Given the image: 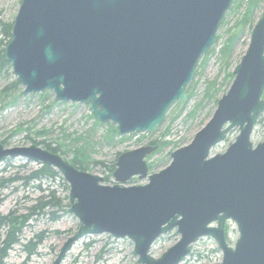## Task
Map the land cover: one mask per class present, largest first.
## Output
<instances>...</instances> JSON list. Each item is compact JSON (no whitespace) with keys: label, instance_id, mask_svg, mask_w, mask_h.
<instances>
[{"label":"water","instance_id":"1","mask_svg":"<svg viewBox=\"0 0 264 264\" xmlns=\"http://www.w3.org/2000/svg\"><path fill=\"white\" fill-rule=\"evenodd\" d=\"M232 2L22 0L5 60L24 93L49 90L56 101L89 106L98 122L116 124L123 136L153 133L174 104L187 100L198 62L218 43ZM252 29L212 118L189 145L171 152L160 172L149 173L153 145L120 154L112 175L119 183L110 185L38 145L0 143V162L20 156L51 166L69 185V212L80 227L53 264H62L85 235L102 233L131 239L138 264H179L207 236L223 253L214 264H264V141L250 140L264 113V13ZM236 127L235 142L212 156ZM132 177L148 183L120 184ZM229 220L239 230L234 247L226 241ZM173 228L180 239L161 257L151 256L152 244Z\"/></svg>","mask_w":264,"mask_h":264},{"label":"rangeland","instance_id":"2","mask_svg":"<svg viewBox=\"0 0 264 264\" xmlns=\"http://www.w3.org/2000/svg\"><path fill=\"white\" fill-rule=\"evenodd\" d=\"M21 1L0 0V57L4 54V59L11 37L1 32V23L5 26L13 23ZM252 4L251 7L248 0L232 2L220 26L218 43L198 62L195 78L187 87V100L174 104L163 124L153 133L123 136L119 134L116 124L97 122L89 106L56 101L54 93L49 90L24 93V85L18 82L11 64H2L0 59V143L7 148L30 145L44 148L45 144L39 142L49 143L53 147L60 145L62 150L58 155L68 162L77 149H86L91 158L86 171L102 178L109 174V181L105 183L110 185L119 183L114 180L108 167L115 164L120 154L153 145L158 149L148 155L147 164L154 166L149 173L160 172L171 163V152L189 145L198 131L210 121L218 101L230 89L234 79L231 74L250 43L251 26L264 13V0H255ZM228 40L234 42L231 55L222 59L221 49ZM262 96L264 99V92ZM258 118L250 137L254 146L264 141V113ZM238 134L237 128L232 129L222 142L211 149V155L225 152ZM151 141L155 144H151ZM162 143L166 145L161 147ZM38 167V162L20 156L0 162V218L12 215L15 221L14 227L8 221L5 224L0 222V248L6 245L9 233L15 232L18 241L8 249L2 264H53L63 243L80 227L79 219L69 212V188L66 189L62 181L55 180L52 184L28 179ZM40 183L42 190L37 188ZM146 183L148 178L132 177L120 184L138 186ZM52 196L54 202L59 199L61 205L45 203ZM225 230L226 241L229 246H234L239 237L236 223L227 221ZM179 239L180 234L173 228L152 244L150 254L161 257ZM134 247L128 238H115L109 233L87 234L74 243L62 264H138ZM222 259L223 253L217 242L207 236L198 239L191 246L186 259L179 264H213Z\"/></svg>","mask_w":264,"mask_h":264},{"label":"trees","instance_id":"3","mask_svg":"<svg viewBox=\"0 0 264 264\" xmlns=\"http://www.w3.org/2000/svg\"><path fill=\"white\" fill-rule=\"evenodd\" d=\"M248 1H249L250 6L252 7L253 6L252 2H255V0H248ZM12 24L13 23L8 24V25L5 26V25H3V23H1V27H2L1 32L4 35H7L8 38H10L11 37V34H12V29H11L12 28ZM252 28H253V26H251V29ZM233 45H234V42L233 41H230V40L227 41V43L225 44V46L221 49L222 59L224 58V56L226 57L228 55H231V51H232ZM208 53H206V55ZM0 59H1L2 64H7L9 66V63L4 59V54L1 55ZM231 75L234 76L233 74H231ZM97 122H95V123H97ZM111 128H113V126H111ZM150 143L151 144H155L154 141H151ZM38 144H45L44 149L50 150L51 152L56 153V154H59V152L62 150L60 145L59 146H56V147H53L49 143L47 144L45 142H39ZM165 145H166L165 143H162L161 147H163ZM75 152L76 153L73 155V157L71 158V161H69V162L72 163L75 167H77L80 170H86V169H88L90 167L88 162H89V160L91 158H90L88 152L86 151V149H82V148L81 149H77ZM148 167H149V169H153L154 168L153 164H149V163H148ZM108 169H109V172L113 174V172L115 171L114 164L110 165L108 167ZM28 179L33 180L34 182L35 181H40V182L45 181V182H50L52 184L55 183V180H59V181H62V183L64 184V186H65L66 189L69 188L68 185H67V182H64L63 181V177L61 176V173H59L58 171H56L51 166H46V165H42V164H39L38 169L35 170V171H33L28 176ZM104 180L106 182L109 181V174L107 176H105ZM50 193L53 194V191H51ZM50 202H51V204H55V202H56L58 205H61L59 199H56L55 202H54V197L52 199H50L49 202H45V203H50ZM1 218L4 219L6 222L8 221V223H9V225L11 227H14L15 226V221H14L12 215H6L4 218L3 217H1ZM18 229H17V231H18ZM11 233H13V232H11ZM11 236H12V239L8 240L7 243H6V245L3 248H0V264H2V262H1L2 259L5 258L6 255L8 254V249L17 240L15 238V232H14V234H11Z\"/></svg>","mask_w":264,"mask_h":264},{"label":"bare ground","instance_id":"4","mask_svg":"<svg viewBox=\"0 0 264 264\" xmlns=\"http://www.w3.org/2000/svg\"><path fill=\"white\" fill-rule=\"evenodd\" d=\"M206 124H207V123H206ZM236 128L238 129V127H236ZM236 128H235V129H236ZM233 129H234V128H233ZM231 130H232V129H231ZM231 130L229 131V133L231 132ZM239 131H240V130H239ZM223 153H224V152H223ZM216 154H220V153H216ZM25 159H26V158H25ZM39 182H40V181H39ZM41 185H42V184L40 183V184L38 185L37 188L42 190ZM43 191H44V190H43ZM3 218H4V217H3ZM1 221H3L4 224H5V222H6L4 219L0 218V222H1ZM10 239H12V236H11V234L9 233L8 236H7V240H10ZM15 243H18V241L16 240V242H14L13 244H15ZM152 246H153V245H152ZM64 262H65V261H64Z\"/></svg>","mask_w":264,"mask_h":264}]
</instances>
